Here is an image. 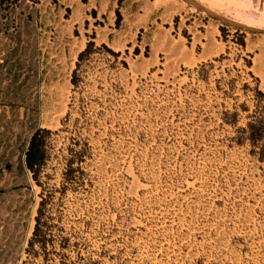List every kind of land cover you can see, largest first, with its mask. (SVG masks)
<instances>
[{
	"label": "rangeland",
	"instance_id": "1",
	"mask_svg": "<svg viewBox=\"0 0 264 264\" xmlns=\"http://www.w3.org/2000/svg\"><path fill=\"white\" fill-rule=\"evenodd\" d=\"M196 1L140 0L150 21L177 23L162 9L179 4L218 24L224 51L192 66L148 58L146 17L117 56L98 48L128 0H0V264L40 263L25 249L46 194L52 235L103 245L106 264H264V134L247 128L264 124V0Z\"/></svg>",
	"mask_w": 264,
	"mask_h": 264
},
{
	"label": "crops",
	"instance_id": "2",
	"mask_svg": "<svg viewBox=\"0 0 264 264\" xmlns=\"http://www.w3.org/2000/svg\"><path fill=\"white\" fill-rule=\"evenodd\" d=\"M118 0H100V7H114ZM126 27L117 29L108 22L101 28L99 41L112 49L128 48L132 38L142 25L143 18L153 28L143 38L150 49L149 57L153 62L163 54L171 63L196 66L215 58L224 51V42L220 39L218 24L206 20L198 14L182 11L179 4H168L162 9L164 15H173L179 11L181 18L177 23L159 22L158 17L150 21L149 14H143L140 0H128ZM156 7V6H155ZM164 23V24H163ZM146 40V41H145ZM138 43V42H136ZM137 45V44H136Z\"/></svg>",
	"mask_w": 264,
	"mask_h": 264
},
{
	"label": "trees",
	"instance_id": "3",
	"mask_svg": "<svg viewBox=\"0 0 264 264\" xmlns=\"http://www.w3.org/2000/svg\"><path fill=\"white\" fill-rule=\"evenodd\" d=\"M83 1L85 2L86 0ZM116 16V23L118 24L120 19L118 11H116ZM90 38L85 48L81 50L77 56L76 65L73 69L71 78V82L74 85H76L78 81V71L82 60L89 57L95 49V42L93 40L94 35H91ZM238 41L241 46H245L242 36H240ZM98 48H105L112 55H118L117 52H114L103 43ZM248 64L250 63L248 62ZM247 128L248 134L252 139L264 134V124L256 125L253 122H249ZM50 133L51 131L46 128L36 129L31 135L25 151V165L36 181H38L37 179L41 168L48 159L47 140ZM68 165V172H70L71 161ZM41 197L35 217L34 229L25 249L27 257L33 259L39 258L40 263L38 264H106L104 262L106 257L113 259V256L107 255V251L104 249L103 245L100 246L98 251L87 250L88 245L85 241H74L71 243L68 237L55 238L50 231L45 214L49 196L46 194Z\"/></svg>",
	"mask_w": 264,
	"mask_h": 264
},
{
	"label": "water",
	"instance_id": "4",
	"mask_svg": "<svg viewBox=\"0 0 264 264\" xmlns=\"http://www.w3.org/2000/svg\"><path fill=\"white\" fill-rule=\"evenodd\" d=\"M183 1L199 9H204V7L200 3H198L196 0H183ZM230 24L239 29H244V30H249V31L253 30L251 27L245 24L239 23V22H230ZM259 32H264V29L259 30Z\"/></svg>",
	"mask_w": 264,
	"mask_h": 264
}]
</instances>
